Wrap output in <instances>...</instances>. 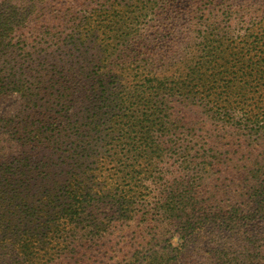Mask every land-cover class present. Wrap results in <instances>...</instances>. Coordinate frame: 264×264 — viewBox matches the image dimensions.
Masks as SVG:
<instances>
[{
  "label": "trees",
  "instance_id": "1",
  "mask_svg": "<svg viewBox=\"0 0 264 264\" xmlns=\"http://www.w3.org/2000/svg\"><path fill=\"white\" fill-rule=\"evenodd\" d=\"M55 1L0 0V76L3 70L13 69L18 57L30 54L27 34L39 32L46 16L54 14ZM174 2L102 0L101 10L84 11L83 17H76L80 19L77 23L72 18L76 29L85 30L75 34L81 59H77L76 65L74 62L66 65L69 70L77 68L82 75L96 56L102 58L98 79H93L91 74L83 75L91 84L84 98L85 117L74 133V141L81 144L75 147L82 154L90 156L92 150L95 158L102 159L95 161L100 165L87 172L90 176L84 179L94 177L98 187L102 184L103 193V190L112 192V206L123 207L122 216L130 206L139 205L146 214L152 212L173 223L178 220L174 225L179 231L177 244L181 247L188 235L205 225L220 222L229 228L244 220V225L253 229L258 219H264V164L258 173L250 174L238 185L239 208L227 210L243 211L242 217L214 212L209 204L199 201L202 183L186 174L190 162L187 159L196 158L186 153L189 148L184 145V132H179L181 125L173 115L174 103L199 101L224 132L245 131L264 139V0H196L194 10L187 13L188 22L196 21L193 23L195 42L183 46L177 55H173L169 46L159 47L156 39L152 42L144 29L152 15ZM97 31L101 35L98 42L95 45L94 41L87 42ZM86 44H92L91 49ZM92 50L95 54L88 55ZM26 73L22 69L20 76ZM10 78H14V73ZM68 78L72 79L69 71ZM15 84L20 86L19 81ZM65 90L70 93V86ZM53 132L54 128L45 129L44 141L38 137V144L45 142L57 151L62 142ZM206 158L199 155L198 159ZM165 159L179 160L182 176L165 179L152 175ZM75 178L76 183L63 186L65 193L71 191L67 194L69 202L60 209L56 210L46 197L48 216L43 215V208L33 212L31 207L25 217L30 216V220L19 228L2 214L0 251L9 249L11 254L3 255L0 264H38L33 249L37 250L41 244L39 235L45 238L51 230L54 235L59 224L71 225L94 204L86 185L83 187V181ZM185 184L193 189L183 193L180 189ZM111 218L121 216L113 213ZM194 218L192 226L190 222ZM104 220L109 222V217L102 221L91 217L88 222L93 223L95 231L88 234L99 236L100 227L106 225ZM26 228L34 230L29 238ZM250 232L253 234L255 230ZM257 237H247L248 249H243L245 261L240 264L260 263L255 257L262 247L255 246L259 244ZM213 252L214 264H226L228 251L219 248ZM165 255L167 252L160 247H151L144 260L133 264H167ZM52 260L48 258L46 262Z\"/></svg>",
  "mask_w": 264,
  "mask_h": 264
},
{
  "label": "rangeland",
  "instance_id": "2",
  "mask_svg": "<svg viewBox=\"0 0 264 264\" xmlns=\"http://www.w3.org/2000/svg\"><path fill=\"white\" fill-rule=\"evenodd\" d=\"M55 2L54 14L46 16L39 32L27 34L30 54L18 57L13 69L3 70L0 76V83H3L0 84V217L4 214V219L21 228L20 225L30 220V216L25 217L31 207H34L33 212L43 208V215L48 216L46 197L56 210L60 209L69 202L67 194L71 191L65 193L63 186L76 183L75 177H79L94 204L71 225L59 224L54 235L52 230L45 238L39 235L41 244L37 250L33 249L38 256V264H133L144 260L151 247H160L167 252L164 256L167 264H214L216 257L213 251L219 248L230 253L226 264H240L245 261L243 249H248L247 237L252 235H258L255 239L259 244L255 246L262 245L255 257L259 264H264V219H258L253 234L250 232L252 227H246L244 220H238L229 228L220 222L211 223L188 235L184 245L178 247L177 237L180 235L174 225L178 220L173 223L152 212L146 214L139 205L130 206L132 208L122 216L123 207L112 206V192L103 190V193L100 190L102 184L98 187L94 177L84 179L90 176L87 172L100 165L95 161L102 159L93 156L90 146L87 148L91 150L90 156L82 154V150L75 147L81 144L74 141V133L85 117L84 98L91 84L90 79L83 75L91 74L93 79H98L102 72L98 64L102 58L96 56L82 75L77 68L69 70L66 63L75 64L77 59H81V50H76L80 46L75 34L85 30L76 29L72 18L83 17L84 11H97L102 0ZM195 2L175 0L164 10L157 11L144 27L147 37L152 42L156 39L159 47L161 44L172 48L173 55L181 53L183 46H192L195 42L193 23L196 21L188 22L187 13L194 10ZM76 19L75 23L80 21ZM100 38V31H97L87 42L94 41L95 45ZM85 46L91 49L92 44ZM87 54L91 56L95 52L92 50ZM22 69L28 73L23 77L20 76ZM68 71L72 79L68 78ZM11 73H14L13 79L10 78ZM18 81L22 88L16 86ZM68 86L70 93L65 90ZM206 108L199 101L173 104L174 118L182 126L179 132H184V145L189 148L186 153L196 158L187 159L190 162L186 166V174L202 183L200 202L209 204L214 212L242 217L243 211L227 210L239 208L236 203L241 200V188L238 185L250 174L258 173L264 164V139L245 131L224 132L210 118ZM52 128L54 137L62 142L57 151L45 142L38 144V137L44 141L46 135L42 133ZM199 155L207 158L205 161L198 159ZM176 160L165 159L152 175L165 179L182 176L179 160ZM191 189L193 186L185 184L180 190L186 193ZM187 210L188 214L192 213L189 207ZM113 213L121 218L112 219ZM106 216L109 222L104 220L106 225L100 227L99 236L89 235L88 232L95 231L93 223L88 222L90 218L102 221ZM52 217L53 212L50 220ZM195 219L190 222L192 226ZM33 232L29 229L27 238ZM38 232L41 233V228ZM10 254L9 249H2L0 258ZM48 258L53 260L46 262Z\"/></svg>",
  "mask_w": 264,
  "mask_h": 264
}]
</instances>
